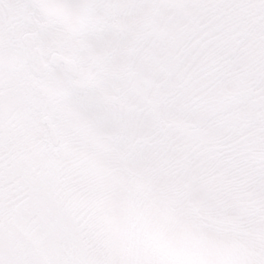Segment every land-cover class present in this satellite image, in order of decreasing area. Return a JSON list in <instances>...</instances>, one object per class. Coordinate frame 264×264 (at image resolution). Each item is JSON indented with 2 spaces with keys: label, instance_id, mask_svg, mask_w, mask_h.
<instances>
[{
  "label": "snow or ice",
  "instance_id": "1",
  "mask_svg": "<svg viewBox=\"0 0 264 264\" xmlns=\"http://www.w3.org/2000/svg\"><path fill=\"white\" fill-rule=\"evenodd\" d=\"M0 264H264V0H0Z\"/></svg>",
  "mask_w": 264,
  "mask_h": 264
}]
</instances>
